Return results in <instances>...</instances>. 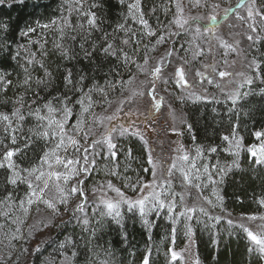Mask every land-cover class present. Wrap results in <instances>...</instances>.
I'll return each mask as SVG.
<instances>
[{
	"label": "trees",
	"instance_id": "obj_1",
	"mask_svg": "<svg viewBox=\"0 0 264 264\" xmlns=\"http://www.w3.org/2000/svg\"><path fill=\"white\" fill-rule=\"evenodd\" d=\"M234 1L213 0L209 4L218 3L222 7L230 8ZM128 2L129 0H125V5L122 6L118 0H85L83 9L96 14L100 30H91L90 36L87 31L80 28H77L75 33H71L76 35L77 40L68 39L65 43L78 54L71 60L62 59L54 48L53 42L59 35L55 26L50 25L48 29H44L38 25L49 23L53 19L59 23L62 16L68 17L73 25L85 24L87 17L75 11L73 0H23V3L5 0L4 4H0V24L8 25L7 32L0 30V70H3L0 74L10 73L7 79L12 81L7 92L0 91V113L11 117V113L16 108H21L24 115L22 121L12 118L15 131L11 134L16 137L14 145L11 144L10 136L4 131L5 125L0 123V155L6 150L4 145L20 150L14 155L13 161L20 171L21 179L27 176L23 169L33 166L37 158L48 151L54 143L51 137L41 135L51 130L42 126L46 122L38 120L37 116L30 112V108L35 109L39 106L42 109L40 114L44 115L43 105L46 100L52 101L54 97L63 96L68 92L63 80L67 68L72 69L74 76L83 74L87 77L84 81L87 85L84 92H87L88 88L105 90L106 98L96 91L91 93L93 100L96 101L92 112L97 115L106 107L109 98L119 94L126 80L135 73L136 65L143 63L145 56L150 58L158 49H162L165 45L172 46L177 39L180 40L179 36L173 38L168 35L173 29L169 22L173 19L175 12L172 0H142L145 19L148 20L150 27L157 31V36H147L138 23L127 19L125 27L135 30L138 40L135 45L131 43L124 45L122 41L126 38L125 33L118 31L117 25L126 19ZM93 4L97 6L91 7ZM151 7L156 8L155 13L148 11ZM69 9H71L70 15ZM168 9L172 11L169 12ZM29 27L36 28L37 32L30 34L29 37L22 36L21 32ZM85 29H87L86 24ZM69 31L65 28L66 33ZM39 33H43V37L39 36ZM105 33H107L108 42L113 43L114 48L117 49V56H106L101 51L104 41L100 37ZM160 34L165 35L166 42L156 44L155 41ZM261 35L264 36V30ZM85 36L88 42L84 44V47L89 48L92 45L95 49L92 57H85L79 47V44L84 42L82 37ZM29 39L40 40V43L47 40L44 49L46 55L41 54L37 44L29 48ZM119 49L127 52L135 64L131 62L125 64L123 53ZM17 51L20 52V57L11 59L10 57ZM26 51L29 55L31 52H36V60L43 62L45 69L52 73L47 85L33 83L27 90L18 86L26 75L20 66L25 63ZM261 53H264V39L256 46V50L249 51L248 47L246 48L249 59L255 55L257 59L264 60V55ZM195 65L192 63L191 69L193 67L195 69ZM28 68V74L33 81L45 79L44 69L39 65L28 66ZM260 76L264 78V63L260 67ZM167 84L171 94L176 96L175 85L171 84L170 80ZM68 94L73 100L77 97L83 99L82 92ZM22 95L23 106L15 103ZM69 106L73 108L76 117H79V106L76 104ZM180 109L184 113L186 122L182 131L184 148L188 150L190 158L196 155L198 147L203 148L204 154L197 159V165L206 164L212 171L214 166H228L236 159L229 154L228 142L222 139L224 135L230 134L233 123L240 126L237 132L243 137L244 147L255 143L251 134L253 130L264 131V83H261L259 79L251 87H246L235 105L223 94H216L215 100L211 102L188 100L183 102ZM68 123L74 124L75 120H70ZM96 126H93L94 135L88 140V144L94 139L101 138L102 132ZM113 140L119 149L118 162L114 169L118 175H108L111 164L105 167L104 163L98 159V167L85 179L83 185L87 202H90L89 198L94 189L108 180H111L114 187L119 188L126 196H133L137 192H133L125 185H135L138 177L144 181L148 179L149 173L143 171V168L147 166V153L143 142L131 133L123 136L114 134ZM210 147H216L217 151L215 153L207 151ZM128 149H131V158L126 155ZM248 159L247 153L241 152L240 167L233 168L222 181L215 172L212 174L217 183L213 184L205 178L201 180V183L205 185L203 196L210 199L216 207L204 201L201 204L210 215L220 217L219 222L210 220L197 212L193 221L186 223L178 218L173 224L167 218L168 214L161 211L148 217L149 221L155 223V227L146 231L139 216L132 212H122L120 217L113 219L101 216L96 210L89 213L85 205V210L88 211L84 217H81L80 212H76L73 216V211L81 200L77 194L69 197L67 210L64 205H57L60 212L54 215V219L50 218L49 224L43 219L48 226L45 227L44 223H41L43 237L35 240L30 232L34 228V222L37 221L38 213L36 214L35 210L37 205H33L35 207L33 212L32 206L27 216L18 209V201L27 198L29 191L27 184L7 183L9 171L6 168H0V200L8 195L12 198L11 207L0 205V213L6 211L12 213L7 223L5 218L0 216V224L5 225L0 228V264H58L63 257L68 258L70 264H142L144 255L149 251L151 253L149 264H169L168 249L182 246L187 238L186 224L192 228L199 264H264V259L257 252L247 251L249 241L246 235L227 223L231 216L264 213V207L258 204V201L264 198V168L254 169L248 163ZM172 215L177 217L176 213ZM17 217L24 220V223L11 222ZM84 219H87L89 223L84 224ZM117 219L120 223H117ZM205 224L208 226L206 227ZM16 227L21 229L17 235L22 236L23 239L13 240L10 244L9 240ZM173 227L176 229L174 244L171 233ZM37 246L39 251H36ZM24 249L27 251L25 252ZM8 256L13 259L6 260ZM175 264L178 263L175 262Z\"/></svg>",
	"mask_w": 264,
	"mask_h": 264
},
{
	"label": "snow or ice",
	"instance_id": "obj_2",
	"mask_svg": "<svg viewBox=\"0 0 264 264\" xmlns=\"http://www.w3.org/2000/svg\"><path fill=\"white\" fill-rule=\"evenodd\" d=\"M16 2L23 3V0H16ZM75 5V11L77 13H82L87 17L85 24L87 29H85V24L73 25L70 19L66 16L60 18V22L56 19L51 20L49 23L38 25L40 28L48 29L50 25L55 26V30L59 35L54 40V48L59 53V56L62 59L71 60L76 58L78 55L73 51V49L66 45L65 41L70 39L76 41L75 33L77 28L85 30L88 32V35H91V30L99 31L100 28L97 23V16L92 11H84L83 5L85 0H73ZM118 2L123 6L125 5V0H118ZM5 0H0V4H4ZM173 6L175 7V12L173 13V19L169 22L170 26L180 29V32H169L170 36H188L190 39L186 43L190 46L189 49H185V52L191 51V59H188L186 55L180 56L175 61L166 62L165 58L157 63V65L149 70L145 67L148 65L149 58L147 56L143 59V64H137L136 67L141 74L149 76V83H151V88L148 89V95L155 101V81L157 79H162V67L164 65L168 68V77L163 78L164 83H168L171 79L177 88L190 89L193 84L187 78L185 72V66H189L191 70L192 62L198 61V58L207 54H212L215 49H224L223 56L225 59L223 63L227 64L226 59L229 51L236 52L237 47L239 46V41L234 43H229L227 39L224 38L223 34H217V28L220 26V20L215 12V9L219 8V4H209L208 0H187V5H185L184 0H172ZM10 6V5H9ZM96 4L91 5V7H96ZM186 6H190L191 9H211V11L205 16L203 12L190 17H185L184 9ZM127 13L126 19L124 22H121L117 25L118 31H123L125 33V39L122 43L124 45L137 44V33L132 28L125 27L127 19H131L134 23H138L141 26V30L149 37L157 36V31H154L148 20L145 19V11L142 7V0H129L126 5ZM237 9H244V14H241L239 11L235 14V19L241 22V26L249 29L250 31L246 34V40L249 42L248 50H256V46L261 43V40L264 39V36L261 35L262 30H264V0H240L236 5ZM150 13H155L156 8L151 7L148 9ZM167 11L171 12V9ZM232 9H225L224 17H227ZM71 14V9H69V15ZM207 20L206 23H203L204 20ZM229 27H235V25H229ZM65 28L69 29L68 33L65 32ZM0 30L4 32L8 31V25L0 24ZM37 29L29 27L27 30L21 32L22 36L29 37L30 34L36 33ZM39 36L43 37V33H39ZM231 35L230 33L228 34ZM83 43L79 44L81 51L85 57H92L94 48L92 45L89 48H85L84 44L88 42L87 36L82 37ZM104 41V44L101 45V51L106 56H117V49L114 48L113 43L108 42L107 33L100 37ZM166 42V37L164 34H160L155 41L156 44H161ZM47 40L44 43H40V40H28L29 48L33 44L39 45V50L42 55H46L44 51ZM181 49H184V45L180 46ZM10 48V46H9ZM123 53L124 63L129 62L135 64V61L131 60V57L123 49H119ZM174 54L173 50H167L166 56L172 57ZM264 55V53H261ZM20 57V52H16L10 58L15 60ZM264 63V60L257 59L254 55L253 58L246 63V68L249 72L254 73L255 76L248 75L245 72H229L227 70H217L216 63L202 64L200 68H196L192 76V81L195 84L203 85L205 81L209 85H214L217 89L220 90L227 99L231 100L232 104L235 105L242 93L239 91L240 88H243L245 85L251 87L254 83V79H260L261 83H264V78L260 76V67ZM39 65L40 68L44 69L45 79H36L33 81L29 73L28 66ZM24 72L26 73L22 83L18 84L19 87H23L26 90L30 89L33 83L47 85L48 80L51 78L52 73L45 69L43 62L36 60V52L29 53L25 52V63L20 65ZM3 70H0L2 72ZM11 75L10 73L0 74V91L7 92L9 86L12 85V81L7 79V76ZM219 77L220 80H225L226 77H232L233 81L236 77H244L243 81L239 83L238 88L235 91H228L227 84L232 83L233 81H226L225 86L221 87L220 83L216 81V77ZM86 76L80 74L79 76H74L71 68H67L65 75L63 76L64 84L68 88V92L63 96H56L52 101L46 100L43 105V110L45 114L41 115L42 109L37 106L35 109L30 108V112L37 116V119L40 121L46 122L43 124V127L50 129L51 131L43 132L41 135L43 137H51L53 146L43 153L42 156L37 158V161L33 166L23 169L27 173L23 179L20 177V171L17 169V165L13 161L14 155H16L20 150L8 148L7 145H4L6 149L2 155H0V168H6L9 171V176L7 177V183L16 185L18 182L26 183L28 188L26 200L18 201V209L25 216H27L32 209V206L35 204L37 212H40L41 209L39 205H44L45 208L51 211L53 214H58L59 208L57 205H64L65 210L69 202V197L76 196L79 194L81 197L80 202L76 205L73 216L76 212H83L85 205L87 203V197L85 195L83 185L85 179L91 176L92 172L98 167L97 160L99 159L104 163L105 167L109 168L108 175L116 176L118 173L114 170L118 162L119 149L117 144L113 140V133H117L118 136H123L129 133L127 127L120 126L119 129L116 127L112 128L111 131L101 133V138L92 140L88 144V140L94 135L93 125H102L103 120L96 116L92 112L93 106L96 101L93 100L91 93L96 91L106 98V92L102 88H88L87 92H84V89L87 88V85L84 84ZM130 78L125 83H131ZM114 87V86H113ZM205 92L207 89H204ZM82 92L83 99L77 97L73 100L72 96L68 93ZM137 93H133L136 95ZM143 95V92L139 93ZM247 95V93H243ZM197 99H205L208 102L215 100V95L209 100L208 97H197ZM131 103V100H128ZM17 104L23 106L24 97L23 95L15 101ZM70 104H76L79 106V117H76L74 110L70 107ZM110 106V105H109ZM160 103H156L155 107L158 110L160 108ZM118 111H123V108H119ZM92 117L89 119V117ZM17 120H23L24 115L21 112V108H16L12 113L11 117L7 114L0 113V123L5 125V133L10 136L11 144H16V137L12 135L13 123L12 118ZM114 117L107 116L104 119L111 121ZM117 119L119 117H116ZM70 120H75L74 124H69ZM239 124L233 123L231 127V132L229 135H224L222 139L229 144V154L234 156L236 159L233 160L231 165L228 166H214L212 171L209 170L208 165L201 164L197 165V159L202 157L204 154V149L198 147L196 149V155L191 157L187 154L185 149L181 146L174 151L181 153L176 157L172 158V162L169 164L167 161L160 160L158 157L153 156L152 151L147 148V141L140 136V140L145 144V151H147L146 167L143 168V171L148 172L152 177L151 182H147L138 177L137 183L135 185L126 184L125 187L130 188L133 192H139V195L135 199H129L125 197L123 191L119 188L114 187L111 180L106 181L104 184H100L96 189H94V194L100 192L103 195V199L99 200V204L95 207L100 212L101 216H109L113 219L120 217V204L123 203L127 206V210L132 212L134 215H138L140 222L145 226L146 231L155 227V223L149 221L148 217L153 214H158L161 211H164L168 214L167 218L171 223L175 224L177 222V217L172 214L175 213L177 205H183L184 210L179 213L180 217H183L185 221H193L197 212L208 217L210 220H215L219 222L220 217H215L210 215L209 211L199 203L203 200L205 203L216 207L212 204L210 199H207L203 196V188L205 185L201 183L202 178H205L211 181L213 184L217 183L213 179V172L220 177L222 181L224 176L228 174L233 168L238 169L240 167L239 157L241 152H246L248 156V163L255 168H264V131L253 130L251 132L256 143H252L247 147L243 145V137L239 136L237 129ZM191 126L189 125V129ZM11 130V131H10ZM131 135H139L136 132L131 133ZM87 145V146H85ZM27 146V144L25 145ZM207 151L215 153L217 151L216 147H210ZM126 155L131 158V149H128ZM184 162L180 164L178 162ZM159 171V176L157 175ZM176 173H179L180 176V187L183 190L194 188L196 189V195L191 196V193L188 195L191 196L194 203L192 206H187L185 202V194L182 192H175L172 188L173 177ZM75 181V183H72ZM145 189H148L145 192ZM108 191L115 192L118 199H108ZM178 198V199H177ZM11 195H8L0 200V205L5 207H11ZM219 199V197H217ZM260 207H264V198L258 201ZM0 216L5 218L7 223L8 218L12 216L10 211L0 213ZM260 220L264 222V214L262 215H248L242 216L240 221L234 222L231 219L227 220V223L230 227L240 229L245 235L246 239L249 241V247L247 251L249 253L257 252L262 259H264V223L256 224L255 228L247 222H255ZM12 223H24V220L17 217L15 220L11 221ZM38 223H44V226L47 227L48 224L43 220L38 221ZM84 224H88L87 219L83 220ZM117 223H120V220L117 219ZM207 227L208 225L205 224ZM215 225H213L214 227ZM5 227V225L0 224V228ZM35 227V225L33 226ZM186 232L185 235L189 238L190 243L191 237L193 235L192 228L185 225ZM21 229L16 227L14 232L11 235L9 243L13 240L23 239L22 236H18L17 233H20ZM171 233L173 236L172 243H175V233L176 229L171 228ZM149 239L151 237L149 236ZM39 246H37L36 251H39ZM187 246L183 251H187ZM26 252L27 249H24ZM150 251L146 252L142 259V264H149L150 260ZM167 255L169 257V264H175L177 260H180L183 264L184 255L183 252H177L174 248L170 247L168 249ZM11 256H8L6 260H12ZM195 264H199L197 260Z\"/></svg>",
	"mask_w": 264,
	"mask_h": 264
},
{
	"label": "rangeland",
	"instance_id": "obj_3",
	"mask_svg": "<svg viewBox=\"0 0 264 264\" xmlns=\"http://www.w3.org/2000/svg\"><path fill=\"white\" fill-rule=\"evenodd\" d=\"M213 0H208V3H211ZM224 1V0H223ZM239 0H235L233 5L230 7L232 8ZM185 5H187V0H184ZM214 4V3H213ZM175 8V7H174ZM227 6H221L219 4V8L215 9V12L218 16V20L221 19V17L224 16L225 9ZM211 11V9H191L190 6H186L184 9V15L185 17L195 16L201 12L205 16ZM239 11L241 14H244V9H236L235 12L232 14H229L223 21L220 22L219 28H217V34H223L224 38L228 40L229 43H234L235 41H239V46L237 47L236 52L229 51L226 59L228 61L227 64L223 63V60L225 57L222 55L224 52V49H215L212 54H205L198 58V61H193L192 63H195V69L200 68L201 71L204 69L201 67L202 64H209V63H216L217 70H227L229 72L237 73V72H245L248 75L255 76L254 73H251L246 68V63L250 61L249 57L246 54V48L249 44V42L246 40V34L250 31L249 29L242 27L241 22L235 19L236 12ZM207 20L205 19L203 23H206ZM235 25V27H229V25ZM181 30L178 28H175L173 26V29H171L170 32H180ZM231 34L230 36L228 34ZM175 36H173L174 38ZM178 37V36H177ZM176 37V38H177ZM180 40L177 39L176 42L172 44V46L165 45L162 49H158L155 54L151 55L149 58L148 65H145L146 68L151 70L154 68L157 63L161 60V58H165L166 62L175 61L180 56L186 55L188 59H191V52L187 51L185 52V49H189L190 46L186 43L190 39L188 36H179ZM181 45H184V49L179 50V47ZM174 54L172 57H167L166 52L167 50H173ZM190 53V54H189ZM143 64V63H141ZM162 67V79H157L155 81V93L156 96L155 101L151 98V96L148 95V89L151 88V83H149V76L145 74H141L138 68L134 70L135 73L130 75V77L126 80L128 81L130 78L134 77V79H131V83H124V87L120 90L118 95H114L111 98L108 99L106 102V107L98 112L96 116H99L103 120V124L99 125H93L96 127H99L100 132L105 133L107 131H111L112 128L116 127L119 129L120 126L127 127L129 129V133L136 132L139 135H134L136 137L142 136L145 141H147V148L152 151V154L155 157H158L160 160L167 161L169 164L172 162V158L176 157L177 155H180L181 153L174 151L175 149L180 148L181 146L184 148V145L182 143V131L185 127V116L182 110L180 109L183 102L185 101H205V99H197V97H208L209 100L213 95L216 96V94H221L220 90L214 87V85H209L207 81L204 82L203 85L195 84L192 81V76L194 74V67L193 69H189V66H185V72L187 74V78L190 82H192L193 86L190 89H183V88H177L175 86V94L176 96H173L170 92V89L168 88V84L163 82V78L168 77V68L164 65H161ZM244 77H236V79L233 81L232 77H226L225 80H220L219 77H216V81L220 83L221 87L225 86L226 81H233L230 84H227V90L228 91H235L238 88L239 83L243 81ZM171 84H174L171 79H169ZM259 79H254V82H256ZM175 85V84H174ZM247 85H245L243 88H240L239 91L242 93V91L246 90ZM204 89H207L205 92ZM143 92V95H140L139 93ZM133 93H137L136 95H133ZM171 95V96H170ZM131 100V103L128 102V100ZM156 103H160V108L157 110L155 107ZM110 105V106H109ZM123 108V111H118L119 108ZM107 116H113L114 118L111 121H108L107 119H104V117ZM116 117H119L118 119ZM91 119V118H90ZM117 134V133H113ZM140 139V138H139ZM256 143V141H255ZM144 144V143H143ZM145 145V144H144ZM146 147V146H145ZM185 149V148H184ZM187 154L189 155V152L187 149H185ZM147 153V151H146ZM148 154V153H147ZM180 164H183L184 162H178ZM159 176V171L157 173ZM152 177L148 176L147 182H151ZM172 188L175 192H182L184 191L185 194V204L187 206H192L194 201L192 200L191 196H195L196 189L191 188L187 189L186 191L181 189L180 187V176L179 173H176L173 177L172 182ZM148 189H145V192H147ZM191 193V196L188 194ZM139 195V192H137L133 196H126V198L129 199H135ZM103 195L100 192H96L94 194V191L92 192V196H90L89 199L90 202H87L86 206L87 209H89V213H92L94 210L98 211L95 207L99 204V200L103 199ZM108 199H118L115 192L108 191L107 194ZM178 199V198H177ZM203 200L199 201L201 204ZM35 206V204H34ZM32 209V212L34 210V207ZM39 208L41 209L40 212L36 211V214L38 213L37 221L34 222L35 227L32 229V238L38 239L42 238L43 234L41 232V223H38V221L46 220V222L49 224L50 218L54 215L51 211L47 210L44 205H39ZM177 208L175 213L177 214V219L180 218L181 221H185L183 217L179 216V213L184 210L183 205L179 206L177 205ZM88 210H85L83 212H80L82 215L81 217H84L85 213H87ZM60 212V211H59ZM122 212H129L127 210V206L123 203L120 204V213ZM165 213L164 211H162ZM64 213V212H63ZM264 213L258 214L262 215ZM242 216H248V215H238V216H231L229 219L233 220L234 222L240 221V218ZM109 217V216H108ZM52 219V221H53ZM186 223L188 221H185ZM245 223L251 224L253 228H255L256 224L264 223L260 220H257L255 222H247ZM191 243L189 241V238L187 237L182 246L173 247L175 251L177 252H183L184 255V261L183 264H195L197 259L196 254V247H195V241L194 238L191 237ZM187 246L188 250L183 251L185 247ZM68 258L63 257L58 264H70ZM178 264H182L180 260L176 261Z\"/></svg>",
	"mask_w": 264,
	"mask_h": 264
},
{
	"label": "water",
	"instance_id": "obj_4",
	"mask_svg": "<svg viewBox=\"0 0 264 264\" xmlns=\"http://www.w3.org/2000/svg\"><path fill=\"white\" fill-rule=\"evenodd\" d=\"M239 2H240V0L236 3V5H237ZM236 5H235L234 8L232 9V11H233L234 9H237V8H236ZM225 18H226V17H224V16L221 17L220 22L223 21Z\"/></svg>",
	"mask_w": 264,
	"mask_h": 264
},
{
	"label": "bare ground",
	"instance_id": "obj_5",
	"mask_svg": "<svg viewBox=\"0 0 264 264\" xmlns=\"http://www.w3.org/2000/svg\"><path fill=\"white\" fill-rule=\"evenodd\" d=\"M235 5H236V4H235ZM235 5H234V6H235ZM231 12H232V11H231ZM231 12H230L229 14H231ZM229 14H228V15H229Z\"/></svg>",
	"mask_w": 264,
	"mask_h": 264
}]
</instances>
